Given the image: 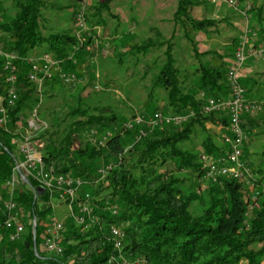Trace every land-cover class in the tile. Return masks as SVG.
<instances>
[{
  "label": "trees",
  "instance_id": "obj_1",
  "mask_svg": "<svg viewBox=\"0 0 264 264\" xmlns=\"http://www.w3.org/2000/svg\"><path fill=\"white\" fill-rule=\"evenodd\" d=\"M78 1L71 0L72 4L68 6L73 9L70 18L74 28L47 31L46 35L42 33L40 25L42 11L47 9L42 0H0V5L9 3L11 9L10 14L5 11L0 16V49L17 56L14 64L18 93L15 106L7 109L6 127L0 126V186L11 179L15 163L22 159L16 141L24 135L27 115L32 114V107L41 100V104L36 107L37 115L47 128L37 133L35 140L43 143L42 160L47 170L56 174L70 173L84 183L79 195L83 197L88 194L90 197L89 206L92 207L94 221L85 218V224L78 227L71 220L66 224L60 256H44L38 250L35 254L31 227H26L21 241L0 242V264H108L109 260H117L118 255L128 258L127 264L131 261H137L138 264H261L264 257V198L260 197L258 207L253 206L250 211L251 194L236 180L221 178L216 182H208L202 188L200 155L184 148L186 143L192 141L194 127L204 131L205 126L210 124L223 131L228 125L225 117L206 115L203 110L208 99H227L230 95L227 71L237 39H231V44L226 48L227 53L222 54L214 49L200 53L191 36L185 34L184 38L190 42L187 50L190 53L189 64L185 68L180 67L174 57V41H163L160 35L154 39L146 38L134 44L131 52L124 53L134 57L140 55L145 62L148 53L165 46L160 56L162 58L158 59L160 63L153 62L143 67V75L152 71L149 95L156 89L163 90L167 107L173 113L170 116L188 117L183 127L160 125L152 130L151 136L143 138L137 131L143 125L126 131L124 118L106 107L91 108L88 97L83 95L81 89L71 98L73 108L68 113L59 117L48 107L42 110L45 100V104L51 105L53 103L49 102H54L58 92H62L60 73H71L75 75L76 81L83 76L86 64L90 61L88 58L91 59V38L85 35H90L95 28L106 30L102 13H111L109 3L114 2L105 0L95 7L91 16L88 11L86 15L83 14V29L77 22L82 11ZM251 1L240 0V3L250 5L248 26L258 36L260 44L264 42V4L257 7ZM186 4V1L180 2V7L173 15L174 24L188 23L192 31L205 34L221 22L190 20ZM131 39L122 35L124 48L130 45ZM37 48H44L42 55H49L56 63L50 71L51 81L45 82L40 90L28 80L30 65L26 62ZM123 55H120V62ZM229 55L232 57L227 59ZM7 78L4 60L0 58L2 99L10 87ZM109 84L112 82L106 81L103 86L106 88ZM255 84L253 78L243 80L240 77V85L246 94ZM32 101L35 103L30 104ZM68 105L63 100L62 110ZM53 106L52 110L58 107ZM146 116V111H143L131 118L146 119ZM241 126L246 139H249L246 140L248 144L244 142L241 158L252 172L260 175L262 171L259 163L256 165L249 160L247 153L251 137L254 136L252 132L259 128V124L253 117L244 116ZM86 128L101 135L108 133L103 134V146H98L99 150L97 145L89 146L88 142L89 145L82 146L78 141L79 133ZM122 131L134 133L133 149L129 152L138 155L136 166L132 165L130 169L121 166L109 171L106 186L100 181L96 182L95 175L102 164L121 160L125 148ZM75 145L77 147L73 148ZM201 146L208 158L224 153L218 145L214 146L210 135L205 137ZM168 166H172L173 170ZM178 173L187 174L186 179L177 178ZM262 178L255 179L256 185L262 184ZM187 179L191 181V187L185 191L183 187ZM27 182L16 187L15 201L24 213L36 219L35 244L38 246L46 225L54 216L50 203L55 198H51L31 179H27ZM111 226L120 228L124 234L121 252L114 249L109 230Z\"/></svg>",
  "mask_w": 264,
  "mask_h": 264
},
{
  "label": "rangeland",
  "instance_id": "obj_2",
  "mask_svg": "<svg viewBox=\"0 0 264 264\" xmlns=\"http://www.w3.org/2000/svg\"><path fill=\"white\" fill-rule=\"evenodd\" d=\"M42 1L48 9L42 11L43 17L40 25L43 34L47 35V31L55 32L74 28V23L70 18L73 16V9L68 7L72 4L71 0ZM103 1L105 0H86V3L82 4L79 0L77 4H80V6L82 5L81 13L86 15L88 11L91 16L95 7H98V5ZM181 1L187 2L185 7L190 20L203 21L210 19L213 21L221 20V22L205 34L192 31L188 23L181 25L177 22L174 24L172 20L173 15L180 7ZM252 3L254 6L258 7L261 6V4H264V0H253ZM109 5L111 7V13H102V17L106 21V30L95 28L90 35H85L86 38H91L89 51L91 59L88 58V61H90L86 64L85 73L81 78H77L74 85L66 86L63 84L62 92H58L57 94L58 98L54 102H49L53 103L51 105H48V103L45 104L47 102L45 100L42 110L43 108L48 107L50 109L49 111L55 112L56 116L59 117L68 113V111L73 108L71 98L76 96L75 92L77 90L81 89L83 90V95L88 97L91 108L99 106L110 109L113 113H115V115L125 119L126 122L123 123L124 125L132 122L136 118L132 119L131 117L133 115H138L143 111H146V114L148 115L146 116V119L151 117L149 116L151 113L159 114L161 112L164 113L160 114L164 118L176 119L180 116H170L173 113H171L170 109L167 107V100L163 90L156 89L149 95L152 71L148 75H143V67L145 64L151 65L153 62L160 63L161 60L158 59L162 58L160 56L163 55L165 46L161 47V49L156 52L148 53L145 62H143L144 59H142L140 55L134 57L125 55L124 53L131 52L134 44H138V42H141L146 38L154 39L157 35H160L163 41H167L168 39H172V42L174 41V57L178 61L177 64H180V67L185 68L186 65L189 64L188 56L190 54L189 51H187L188 48H190V42L184 38L185 34L191 36L200 53L214 49L215 51L223 54L227 53L226 48L231 44L232 38L237 39L235 44L236 49L240 37L247 25L246 19L242 18L243 16H240V18H238L239 26H233V23L238 21L236 18L237 12L227 7L225 4L213 3L211 0H114V2L111 1ZM5 11L7 14H10L11 9L9 3H2L0 5V16ZM0 21H2V19H0ZM114 28H116L115 32H113ZM124 34L125 36L132 38L130 45L125 48L123 47L122 42V35ZM257 37L258 36L255 35V37L250 39V46L253 45L256 47L259 45V39ZM255 43L256 45H254ZM43 50L44 48H37L34 50L29 55L26 62L28 63V61L46 56L42 55ZM120 55H123V60H121L122 62L119 61ZM232 55L227 56V59L231 58ZM47 56L51 59L49 55ZM155 72L156 70L154 69L153 73ZM104 81H110L112 84H109L105 88L103 86V83H105ZM3 100L4 98H0V105ZM63 100H65L69 105L62 110L61 103H63ZM249 101L259 104L261 112L255 116H250L257 120L259 128L252 132L254 136L251 137V144L247 147V153L249 160L256 163V165L259 163V167L262 171L260 175L252 172L254 178L258 179L259 177H263L261 182L264 184V104L258 100ZM33 103L35 102L32 101L30 104ZM40 104L41 100L34 106L32 105L33 107L31 111L36 109V107L38 108ZM53 105H58V107L52 110L54 107ZM29 115H27L28 119L26 120L31 118V115ZM218 115L219 114H215V117H218ZM182 117H184V120L179 123L169 122L161 125H166L168 127L171 125H181V127H183L182 125L187 123L188 117ZM220 117L225 116L220 115ZM38 118L40 117L38 116ZM26 128L27 125L23 129L26 130ZM142 128L139 130L137 129L139 135L140 132H143V138L148 135L151 136L150 134L152 130H150L147 125L144 124ZM126 131H122V133H124L123 141L125 143V148L121 160L119 162L117 161L118 163H116L115 160H108L109 162L107 164H102L95 175L96 182L100 181L101 184L107 186V176L109 171L116 168L118 169L121 166H123L124 169H130L132 165L136 166L138 155L129 152L133 149L134 139H132V137L134 133L132 131L131 133L129 132L126 134ZM103 134L106 135L108 133ZM103 134H97L93 130L86 128L79 133L78 141L82 143V146L88 144V142L90 143V145L88 144L89 146L97 145V149L99 150V147L103 146L102 144H99L103 139ZM192 134V141L186 143L184 148L186 150H190L192 154L200 155V162H202L201 157L204 155L201 144L207 135L212 137V143L214 146L218 145V148H222L225 151V146L222 142L225 130L222 131L217 127L207 124L204 131H202L201 128L194 127ZM138 137L139 136H137L136 139H138ZM246 140L249 139L247 138ZM38 141L42 145L40 150H43V143L40 140ZM245 142H247V144L249 143L248 141ZM75 147L77 146L75 145L73 148ZM128 154H130V156ZM206 157L208 158V156ZM123 158L124 160H122ZM168 167L170 170H173L172 166ZM176 177L179 179H186L187 174L178 173L176 174ZM211 181L212 180L207 179L200 180L202 188ZM184 184L183 188L185 191L187 188L191 187V181L189 179L185 180ZM52 202L53 204H51ZM52 202L50 205L52 206L56 220L61 221L65 229H67L66 224H69L70 220L75 223L74 219L68 215V209L64 203L59 205V202L56 200H53ZM259 202H261V200ZM250 205L251 203L249 204V208L251 207ZM256 205L258 207V202ZM249 208L248 210H253V208ZM75 226L78 227L76 224ZM42 255L50 256V254L45 253ZM126 259L128 258L122 257V259L116 262V264L121 263V261L125 264V262H128ZM135 262L136 261H131L130 264H135ZM239 264L245 263L240 262ZM261 264H264V257L261 260Z\"/></svg>",
  "mask_w": 264,
  "mask_h": 264
},
{
  "label": "built area",
  "instance_id": "obj_3",
  "mask_svg": "<svg viewBox=\"0 0 264 264\" xmlns=\"http://www.w3.org/2000/svg\"><path fill=\"white\" fill-rule=\"evenodd\" d=\"M82 4L86 0H80ZM213 3L225 4L227 7L238 11L240 0H211ZM250 5L239 11L246 19L247 25L242 36L237 44L233 59L227 71V81L230 87V95L227 99H208L204 107L206 115H223L228 121L225 128V135L222 142L225 146V151L222 155L207 158L205 155L201 157L203 179L217 181L221 178L236 180L244 185L251 194L250 201L253 206H257L260 197L264 198V184L256 185L255 178L251 169L243 162L241 158L246 134L242 129L241 122L243 116H255L261 112L259 104L249 101L245 97V90L240 85V73L248 56L255 59L262 57L264 54V42L259 45L250 46V39L255 37L248 26V11ZM83 13L78 15L77 21L80 28H85L82 20ZM0 58L4 60V69L8 72L7 82L10 87L4 97L3 104L0 106V126L6 127L8 122L7 109L15 106L18 99V93L15 88L16 66L14 62L17 57L14 54L4 52L0 49ZM30 65L28 80L34 83L38 90L48 81H51V68L56 63L47 55L42 56L37 60L28 61ZM59 79L66 86L76 83L75 75L68 73H60ZM37 108L32 111L31 118L27 121V128L23 137L16 141L19 153L22 159L17 161L12 170L11 179L0 186V242L6 240L11 243L21 241L26 227H31L33 248L46 254L60 256L62 248L60 246L64 239L65 227L61 221L56 220V216H52L45 227L42 242L40 245L35 244V228L36 219L31 218L24 213L23 208L15 201L16 187L21 184H27V179L34 181L37 186L47 191L51 198H55L59 203H64L68 209V215L74 219L77 226L85 224V218L93 220L91 213L92 207L89 206L90 197L88 194L80 196L84 183L74 178L70 173L56 174L52 170H47L41 156L42 145L38 140H35L36 134L45 130L47 125L38 119ZM184 120V117L176 119L164 118L162 115L155 113L150 118L144 119L136 117L132 122L124 125L125 130L133 129L135 126L147 125L150 130H153L165 123H179ZM144 133L140 132V137ZM139 138V137H138ZM104 140V139H103ZM103 145V141L99 143ZM85 201V203L83 202ZM115 214V212H113ZM110 234L113 237L114 249L121 252L123 249L122 239L124 234L120 228L111 226ZM122 259L118 255L117 260H109L108 264L113 261L118 262ZM119 264H124L122 261ZM125 264H127L125 262ZM135 264H138L136 261Z\"/></svg>",
  "mask_w": 264,
  "mask_h": 264
},
{
  "label": "crops",
  "instance_id": "obj_4",
  "mask_svg": "<svg viewBox=\"0 0 264 264\" xmlns=\"http://www.w3.org/2000/svg\"><path fill=\"white\" fill-rule=\"evenodd\" d=\"M246 4L248 3H243V4L240 3L239 10L236 11L238 14V15L236 14L237 19L240 18V16L242 17L239 11H241L245 7ZM238 22H239V19L237 22L233 23V26L234 25L239 26ZM232 59L230 60L232 61ZM240 74H241L240 75L241 79L243 80L247 78H253L256 81V84L250 87L251 91L249 93L247 92V94L245 93V97L249 100L261 101L264 104V99H263L264 98V55L257 59L251 56H248Z\"/></svg>",
  "mask_w": 264,
  "mask_h": 264
}]
</instances>
